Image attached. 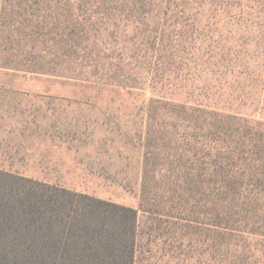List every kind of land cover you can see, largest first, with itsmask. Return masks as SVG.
Here are the masks:
<instances>
[{"label":"rangeland","instance_id":"rangeland-1","mask_svg":"<svg viewBox=\"0 0 264 264\" xmlns=\"http://www.w3.org/2000/svg\"><path fill=\"white\" fill-rule=\"evenodd\" d=\"M259 160L264 0H0V170L139 210L137 264H264Z\"/></svg>","mask_w":264,"mask_h":264},{"label":"trees","instance_id":"trees-1","mask_svg":"<svg viewBox=\"0 0 264 264\" xmlns=\"http://www.w3.org/2000/svg\"><path fill=\"white\" fill-rule=\"evenodd\" d=\"M208 114L211 127L222 123ZM218 145L207 153L214 198L238 189L234 171L247 164L241 146ZM139 224L135 208L0 170V264H137Z\"/></svg>","mask_w":264,"mask_h":264}]
</instances>
